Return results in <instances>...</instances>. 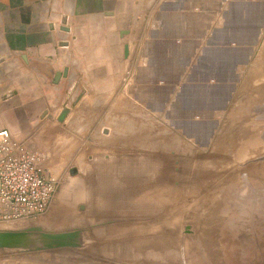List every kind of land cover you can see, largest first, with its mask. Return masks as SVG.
Returning a JSON list of instances; mask_svg holds the SVG:
<instances>
[{
	"label": "rangeland",
	"instance_id": "374dc122",
	"mask_svg": "<svg viewBox=\"0 0 264 264\" xmlns=\"http://www.w3.org/2000/svg\"><path fill=\"white\" fill-rule=\"evenodd\" d=\"M243 58L226 95L187 88L188 107L182 82L156 109L153 83L131 70L109 98L95 97L93 113L73 116L70 107H86L84 84H63L53 144L24 140L56 192L39 217L0 223L20 233L0 262L264 264V27Z\"/></svg>",
	"mask_w": 264,
	"mask_h": 264
},
{
	"label": "crops",
	"instance_id": "0c3cea01",
	"mask_svg": "<svg viewBox=\"0 0 264 264\" xmlns=\"http://www.w3.org/2000/svg\"><path fill=\"white\" fill-rule=\"evenodd\" d=\"M263 27L264 0H0V131L53 144L63 84H84L86 107L69 114L87 115L131 70L137 84L153 83L156 109L182 82L187 107L183 91L207 81L226 95L238 58L247 62ZM219 50L229 55L206 57Z\"/></svg>",
	"mask_w": 264,
	"mask_h": 264
},
{
	"label": "built area",
	"instance_id": "2783aa9c",
	"mask_svg": "<svg viewBox=\"0 0 264 264\" xmlns=\"http://www.w3.org/2000/svg\"><path fill=\"white\" fill-rule=\"evenodd\" d=\"M44 160L28 141L0 131V223L35 219L46 212L57 182L46 172Z\"/></svg>",
	"mask_w": 264,
	"mask_h": 264
},
{
	"label": "water",
	"instance_id": "95a60500",
	"mask_svg": "<svg viewBox=\"0 0 264 264\" xmlns=\"http://www.w3.org/2000/svg\"><path fill=\"white\" fill-rule=\"evenodd\" d=\"M124 54L127 57L129 55L128 47H125ZM244 61H241L240 63H243ZM66 72H64L63 75H65ZM60 75H56V79H59ZM57 81V80H56ZM206 88H214V90L219 89V84L215 82H209L206 85ZM65 113V112H63ZM61 120V119H60ZM193 122H199L197 119L193 120ZM20 237V233H13L8 231H0V249L8 245L9 243L14 244L16 243V240Z\"/></svg>",
	"mask_w": 264,
	"mask_h": 264
}]
</instances>
